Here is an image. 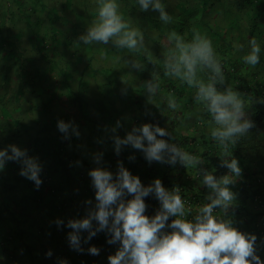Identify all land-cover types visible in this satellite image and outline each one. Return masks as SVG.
<instances>
[{
    "label": "trees",
    "instance_id": "16d2710c",
    "mask_svg": "<svg viewBox=\"0 0 264 264\" xmlns=\"http://www.w3.org/2000/svg\"><path fill=\"white\" fill-rule=\"evenodd\" d=\"M43 1L36 0L37 3ZM87 2L91 4L95 0ZM120 3L124 18H131L132 24L144 31L145 49L133 53L135 59L144 65L143 70L135 69V76L122 73L117 84L108 79L102 91L87 96L93 99L94 105L86 104L81 87L72 90L66 84L71 96L69 102L79 107L81 116L51 117L43 122L35 120L33 129L30 120L16 118V110L25 94L23 87L14 92L13 100H0V113L5 120L4 125L0 123V148L15 144L26 149L28 155L38 158L42 165V183L38 188L33 181L20 175L21 165L15 161L5 164L4 169L7 167L8 172L0 171V257L5 259L4 264H59L62 259L68 264H109L108 257L115 254L119 245L107 243L109 236L106 232H98L87 243L83 238L88 233L81 232V246L85 251L79 252L69 246L68 233L72 229L65 226L69 219L86 216L88 209L94 206L95 190L88 172L96 167L115 174L118 162H123L124 167L137 175L145 186L159 178L169 190L180 187L187 218L195 215L198 207L206 202L209 190L200 184L194 168L185 169L179 163H149L141 150L131 146H122L117 155L113 147L112 136L123 137L133 126L143 123L158 124L167 128L173 137L163 139L202 157L205 161L203 168L215 169L217 177L228 171L220 166V148L209 135L206 123L209 117L203 106L195 101L194 89L164 75L162 59L168 46L166 34L174 30L188 40L196 32L210 38L221 59L226 81L217 85L218 89L222 91L228 84L245 98L248 118L254 126L228 149L242 169L241 176L229 186L235 193V201L226 217L220 209L213 214L231 219L233 226L241 232L256 235V254L264 261V0H164L166 11L173 17L167 25L159 21L157 11H140L133 0H120ZM52 38L57 39L55 34ZM251 38H256L262 47L261 63L254 68L243 63L240 57L244 53L235 48L241 43L247 47ZM9 40L0 37V48L5 49ZM48 44L46 41L41 50L37 49L43 60L51 48ZM14 46L11 44L6 48L7 61L13 59L9 56L11 52L16 54ZM12 62L16 63V59ZM1 73L0 91L4 90L6 83L5 71ZM154 73L159 74L160 81V90L155 97L157 107L146 102L147 94L141 88ZM30 78L29 74L21 75L18 82L24 83ZM64 78V81L70 80ZM168 94L180 103L175 111L168 109L163 99ZM35 97L41 98L39 95ZM9 108L12 110L8 111ZM58 120L74 123L80 132L79 137L70 135L64 138L57 128ZM118 120L121 127L113 133L111 129ZM97 153L103 154L99 164L94 160ZM129 156L135 158L130 160ZM86 200H91L92 204H86ZM144 200L147 205L145 215L151 217L159 209V201L152 195ZM57 219L65 223L57 226ZM172 219L170 217L168 223ZM89 246H96L99 254L88 253ZM49 250L51 256L46 255Z\"/></svg>",
    "mask_w": 264,
    "mask_h": 264
},
{
    "label": "clouds",
    "instance_id": "9594fccd",
    "mask_svg": "<svg viewBox=\"0 0 264 264\" xmlns=\"http://www.w3.org/2000/svg\"><path fill=\"white\" fill-rule=\"evenodd\" d=\"M133 2L140 11H157L159 21L165 25L173 19L166 11L164 0ZM120 9V0H95V19L78 40L86 46L110 43L113 48L130 53L145 49L144 31L126 20ZM166 40L168 46L162 59L164 75L194 89L195 101L203 106V111L209 117L206 121L209 135L220 148V166L228 171L217 177L214 175L215 169L209 171L203 168L205 161L202 157L163 139H173L165 127L153 123L133 126L123 137L112 136L115 153L119 155L122 146H131L141 150L149 163H179L185 169L194 168L200 184L209 190L206 202L198 207L195 215L187 218L186 202L182 199L180 187L174 186L169 190L159 178H154L145 186L137 175L124 167L123 162H118L115 174L106 168L96 167L88 172L95 190V204L83 218L67 221L65 226L72 229L68 233L69 246L83 252L81 232L88 233L83 238V242L87 243L98 232L104 231L109 236L107 243L119 245L115 254L108 257L109 264H264L256 254V235L241 232L233 226L231 219L213 214L220 209L226 217L235 201V193L229 186L241 176L242 169L228 149L230 144L234 146L254 126V122L248 118L245 98L228 84L222 91L218 89L217 85L226 83L225 75L221 59L206 35L196 32L188 40L172 30L167 32ZM235 48L244 53L240 59L245 65L254 68L261 63L262 47L256 38L249 39L247 47L241 43ZM125 65L137 70L144 68L131 57L125 60ZM141 88L147 94L148 103L157 107L155 97L160 90L159 74H152ZM163 99L170 110L175 111L180 107L172 94ZM119 127L121 124L118 120L112 132L115 133ZM57 128L66 139L70 135H80L78 127L72 122L58 120ZM102 155L95 154L97 164ZM134 158L129 156L130 160ZM8 161L19 163L20 175L33 181L37 188L41 185L42 165L38 158L28 155L26 149L15 144L0 148V171ZM149 195L159 201V209L151 217L145 215L147 205L144 198ZM129 196L131 198L127 199ZM85 203L91 205L92 201L86 200ZM170 217L174 219L168 223ZM55 223L60 226L65 222L57 219ZM166 228L171 231H165ZM99 251L96 246L87 248L92 255H98ZM46 255L51 256V250ZM59 264L68 262L62 259Z\"/></svg>",
    "mask_w": 264,
    "mask_h": 264
},
{
    "label": "crops",
    "instance_id": "0c3cea01",
    "mask_svg": "<svg viewBox=\"0 0 264 264\" xmlns=\"http://www.w3.org/2000/svg\"><path fill=\"white\" fill-rule=\"evenodd\" d=\"M95 16V3L89 4L87 0H44L41 3L36 0H0V37L16 44V54L11 52L9 55L13 56L12 60L16 59V76L29 74L32 77L24 83L16 79V90L23 87L25 91L16 110V118L30 120L31 129L35 120L43 122L51 117L81 116L79 107L69 102L71 96L66 84L72 90L81 87L86 104L94 105L93 99L87 96L102 91L108 79L117 84L125 73L135 76V69L125 65L129 57L135 59L133 53L113 48L110 43L86 46L78 40ZM125 19L131 21V18ZM53 34L57 39L52 38ZM46 41L51 47L45 57L48 61H44L36 51L37 46H43ZM36 75L39 78L35 80L33 77ZM64 77L70 80L64 81ZM30 90L42 91L44 98L36 99ZM47 90V93H55L52 102L46 95ZM2 172H8V168ZM4 260L0 259V264H4Z\"/></svg>",
    "mask_w": 264,
    "mask_h": 264
},
{
    "label": "rangeland",
    "instance_id": "374dc122",
    "mask_svg": "<svg viewBox=\"0 0 264 264\" xmlns=\"http://www.w3.org/2000/svg\"><path fill=\"white\" fill-rule=\"evenodd\" d=\"M8 43H9V41H8ZM11 44H14L15 45L14 47L16 49L15 42L7 44L5 49L0 48V74H2L1 73L2 71H5V74H4L5 77L4 78L6 80L5 86L3 88L4 90L1 89V91H0V96H1L0 100L8 99V101L13 100V97H14L13 94L16 91V79L19 78L18 76H16V63L12 62V59L7 61L6 57H5L6 54H8V52L6 51V48L8 49ZM37 49L41 50L42 46L40 45V47H37ZM45 51H46V49H45ZM44 60L48 61L49 59L45 58ZM37 75H38V72H37ZM37 75L34 76L35 80L37 78H39ZM48 82H49V78H48ZM48 85H49V83H47V86ZM49 88L51 89L52 86H50ZM47 92H48V90L46 91V93ZM29 93H31L32 96L33 95H39L41 98H44L43 92L40 90H38V91H31L30 90ZM46 95L49 96L50 102H51V100L55 99L54 93H52V92H49ZM21 100H23V97ZM11 110H12V108L8 109V111H11ZM2 114L0 113V119H1L0 123L4 125L5 120H4V117L2 116ZM1 134H2V132L0 133V136H2Z\"/></svg>",
    "mask_w": 264,
    "mask_h": 264
}]
</instances>
